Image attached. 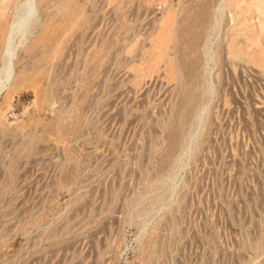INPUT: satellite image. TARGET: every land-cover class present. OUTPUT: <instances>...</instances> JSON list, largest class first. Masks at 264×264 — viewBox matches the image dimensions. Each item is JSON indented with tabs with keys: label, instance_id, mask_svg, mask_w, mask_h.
I'll list each match as a JSON object with an SVG mask.
<instances>
[{
	"label": "rangeland",
	"instance_id": "obj_1",
	"mask_svg": "<svg viewBox=\"0 0 264 264\" xmlns=\"http://www.w3.org/2000/svg\"><path fill=\"white\" fill-rule=\"evenodd\" d=\"M35 6L0 93V264H264V0Z\"/></svg>",
	"mask_w": 264,
	"mask_h": 264
},
{
	"label": "bare ground",
	"instance_id": "obj_2",
	"mask_svg": "<svg viewBox=\"0 0 264 264\" xmlns=\"http://www.w3.org/2000/svg\"><path fill=\"white\" fill-rule=\"evenodd\" d=\"M67 1L68 2H71L72 0H65V2H67ZM222 3L223 2H221L217 6V9L216 10H219L220 9ZM36 11H37V9H36V6H35V0H25L23 4L21 3V9L19 11H17L18 13L16 12L17 13V16H15L16 18L10 24L9 32L7 34V37H6L5 41H4L3 52H2V55H1L2 56L1 58H2L3 64H2V66L0 68V93L4 89H8L7 94H6V95H8L12 91H14L15 89H17L19 87V85H18L19 83L16 80V77L18 75V72H15L14 71L13 60H12V58H14V57H12L14 55V53H13L14 46L16 45V44H14V46L12 45L13 44V37H14V34H17L20 31L23 33V36H25V33L27 32L26 27L29 26L28 25L29 24V20L32 19V17H34ZM167 11H168V9L165 8L164 9V14L166 15L165 17L170 16V14H169L170 12L169 11L167 12ZM216 15H217V13L216 14L214 13V15H213L215 19H216ZM215 23L216 22L214 20L212 22V24L210 25L208 31L214 30L215 25H216ZM79 25H81V23ZM163 27H164L163 25L160 26V28H163ZM28 32H30V31H28ZM19 42L20 43H18L17 45H20L21 44V41H19ZM193 46L195 47V44ZM205 46H207V44H205ZM208 47H209V45H208ZM201 48L203 49V46ZM212 54H213V52H212ZM234 56H236L235 53H234ZM171 211L172 210H170V212Z\"/></svg>",
	"mask_w": 264,
	"mask_h": 264
}]
</instances>
